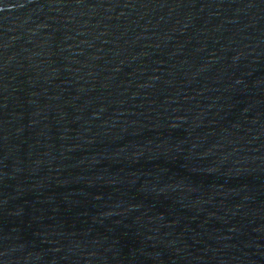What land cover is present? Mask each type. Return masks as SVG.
Instances as JSON below:
<instances>
[{
    "label": "water",
    "instance_id": "water-1",
    "mask_svg": "<svg viewBox=\"0 0 264 264\" xmlns=\"http://www.w3.org/2000/svg\"><path fill=\"white\" fill-rule=\"evenodd\" d=\"M0 264H264V0H0Z\"/></svg>",
    "mask_w": 264,
    "mask_h": 264
}]
</instances>
